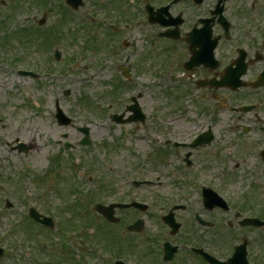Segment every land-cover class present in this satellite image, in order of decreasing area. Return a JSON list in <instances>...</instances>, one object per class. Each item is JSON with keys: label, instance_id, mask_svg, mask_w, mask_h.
<instances>
[{"label": "rangeland", "instance_id": "rangeland-1", "mask_svg": "<svg viewBox=\"0 0 264 264\" xmlns=\"http://www.w3.org/2000/svg\"><path fill=\"white\" fill-rule=\"evenodd\" d=\"M61 1L49 2L47 10L43 8V0H0V243L4 246L14 242L24 244L21 249H11L8 256L5 254L0 264H31L22 260L29 252L33 253L35 247L33 239L28 238L24 231L22 233L26 212L31 207L60 223L75 218L71 217L72 207L84 209L92 195H96V201L99 199L98 183L104 186L116 184L115 192L110 187L104 188L99 195L102 197L104 194H124L129 183L143 180L165 183L164 188H139L144 200L149 196L167 198L169 195L163 196V189L173 195V184L185 183V172L179 171V166L167 168L161 157L150 156L146 142L135 135L146 136L147 132L162 134L166 129L182 135L196 131L199 126L204 130L211 115L218 113L216 107L205 101L192 103L182 90L186 89V76L174 68L180 59H171L170 68L166 65L167 59L163 55L165 44L158 37L162 30L142 23L137 5L139 0H118V5L123 6L125 12L138 18L127 30L114 29L119 35L117 41L122 37L129 41L130 50L134 53L128 66L120 65L131 67L136 75L135 80L125 79L130 83L129 89L119 91L122 104L115 102V92L110 83L117 78H125L118 65L123 56L110 59V65L103 66L104 53L88 50L93 39L87 40L88 35L81 30L80 22L83 21L77 20L92 10L93 16L109 12L114 24L122 23L118 13L113 12L115 7H111V0L87 1L77 18L61 21L62 38L52 45L62 55L57 64L59 67H51L56 77L34 79L20 76L15 65L43 72L44 66L52 63L51 53L41 50L31 31L54 27L55 21L61 19ZM251 2L232 0L226 6L230 12L239 13ZM260 3L264 4V0ZM215 4V0H206L203 5L210 9ZM43 18L46 24L40 27L38 22ZM93 32L101 39L107 30L97 27ZM80 56L83 59L79 58L78 63L71 66L70 59L77 60ZM5 60L10 61L11 67L4 65ZM142 81H148L150 85L142 84ZM138 96L141 97L138 102L148 114L147 122L125 125L124 128L113 124L112 115L124 112L132 104L131 99ZM83 98H91V107L86 106ZM57 105L67 116L75 118L77 127L89 128L93 141L91 147L80 145L83 135L76 129L58 124ZM230 115L225 112L218 118L219 141L200 157L201 161L211 159L215 163H207L191 172L204 183H236L232 181L234 177L229 170L240 158L235 156L233 161L228 160L226 149L233 139L231 133L243 131L244 124H230ZM169 119L174 122L168 123ZM28 137L32 138L34 145L22 142ZM67 144L73 147L67 150ZM20 145L28 151H19ZM36 145L41 149L35 150ZM57 156L59 161L54 160ZM169 159L173 160V157L169 156ZM240 164L237 182L250 170L249 164ZM243 183H255V179L246 181L244 178ZM77 200L79 202L76 203ZM8 201L11 208H6ZM11 231L13 233L4 238ZM45 257L49 256L37 259L33 253L30 258L34 262Z\"/></svg>", "mask_w": 264, "mask_h": 264}, {"label": "flooded vegetation", "instance_id": "flooded-vegetation-1", "mask_svg": "<svg viewBox=\"0 0 264 264\" xmlns=\"http://www.w3.org/2000/svg\"><path fill=\"white\" fill-rule=\"evenodd\" d=\"M181 1L157 15L164 28L153 27L166 34L164 53L168 59H180L174 67L187 76L185 88L191 92L187 97H195L197 103L205 101L218 113L220 108L227 109L233 113L228 117L230 124H244L243 131L231 133L233 139L226 149L228 160L240 158L230 168L236 183H204L201 188L197 183H174L173 195L163 189L167 198L149 196L147 200L141 197L139 188L154 183H139L132 196L127 191L117 196L104 194L106 209L102 213L94 208L85 213V218L71 220L68 228L46 229L28 218L31 226H25L22 233L33 239L34 256L49 257L33 262V253L29 252L23 262L264 264V4L252 0L239 13L230 12L225 5L222 18L226 21H221L217 4L207 9L203 5L206 0L202 4ZM239 81L242 87L237 91L230 87ZM241 106L248 107L244 114L233 111ZM201 134H177L174 142L169 135H150L142 141L152 142L153 148L163 153L164 161L173 151H180L178 170L190 172L215 163L200 160L210 147L195 148ZM240 163L249 164L250 170L237 182ZM244 178L255 179V183H243ZM158 185L164 188L165 183ZM106 187L115 192V185ZM205 189H212L217 196ZM115 204L134 206L116 207L114 216L107 217L112 213L109 207ZM65 235L71 238L69 243Z\"/></svg>", "mask_w": 264, "mask_h": 264}, {"label": "bare ground", "instance_id": "bare-ground-1", "mask_svg": "<svg viewBox=\"0 0 264 264\" xmlns=\"http://www.w3.org/2000/svg\"><path fill=\"white\" fill-rule=\"evenodd\" d=\"M35 138L37 139V136H36ZM30 139H32V138H31V137H28L27 139L23 138V142H24L25 144H31V145H34V143H33ZM35 149H36V150H40V149H41L40 145H39V146L36 145V146H35Z\"/></svg>", "mask_w": 264, "mask_h": 264}, {"label": "water", "instance_id": "water-1", "mask_svg": "<svg viewBox=\"0 0 264 264\" xmlns=\"http://www.w3.org/2000/svg\"><path fill=\"white\" fill-rule=\"evenodd\" d=\"M59 113H60V116H63V114L61 112H59Z\"/></svg>", "mask_w": 264, "mask_h": 264}]
</instances>
